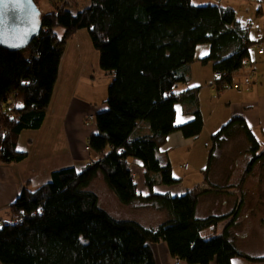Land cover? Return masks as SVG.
<instances>
[{
	"label": "trees",
	"instance_id": "trees-1",
	"mask_svg": "<svg viewBox=\"0 0 264 264\" xmlns=\"http://www.w3.org/2000/svg\"><path fill=\"white\" fill-rule=\"evenodd\" d=\"M43 1L34 0L39 8ZM47 2L53 9L42 12L39 37L21 51L0 47V164L27 159L18 141L24 132L44 126L68 45L79 32L88 34L111 83L106 107L95 115L97 132L87 142L91 162L83 171L74 166L57 169L46 183L21 191L10 206L12 219L0 217V263L157 264L152 247L161 243L181 264H233L235 259L264 263V256L246 255L233 240L238 208L228 216H197L203 195L226 189L209 181L216 153L226 141L243 132L251 150L238 190L264 160V148L244 118L233 117L213 135L204 170L209 185L181 195L157 191L181 182L161 153L168 137L180 131L197 138L204 129L198 89L178 91L190 83L192 65L213 63L214 84L222 92L234 89V77L251 59L255 43L236 12L220 5L196 6L192 0ZM200 45L210 47L203 59L196 57ZM189 100L192 119L179 126L177 106ZM144 122L149 123L148 133L141 132ZM134 165L142 170L147 194L135 183ZM98 175L122 204L152 205L170 219L148 229L113 218L90 190ZM227 219L231 222L217 236L219 223ZM207 230L212 233L206 235Z\"/></svg>",
	"mask_w": 264,
	"mask_h": 264
},
{
	"label": "rangeland",
	"instance_id": "rangeland-1",
	"mask_svg": "<svg viewBox=\"0 0 264 264\" xmlns=\"http://www.w3.org/2000/svg\"><path fill=\"white\" fill-rule=\"evenodd\" d=\"M192 3L196 6H205L209 4L220 5L222 7L232 8L236 12L237 21L240 23L241 27L249 33V38H251V41L255 44L251 49L250 61L247 63L244 70L239 72L238 76L234 77V82H243L244 79L248 77L252 83H256L253 85V88L262 87V91L264 93V54L259 53V50H263L264 53V0H192ZM40 8L42 12H50L53 9V7L49 4V2H47V0H44L42 2ZM58 32L60 35H63L64 33L63 29L61 28L58 30ZM77 36H75V38L73 39L74 41H70L68 45L69 58H71V63H67L68 72H75L82 65V62L79 58H76L74 60L73 55L72 57H70V54L73 52H77L80 53L79 55H81V52L87 50V48H82L81 46H78L75 49V44L77 43L74 42L79 41ZM80 41L83 43L82 40ZM209 52L210 47L208 45H200L198 46L197 57L205 58L209 54ZM87 53H89L90 56L92 55V52L90 51ZM196 68H198V70L196 71L197 76L202 74L203 77H205L204 79H206L208 75H213L212 64H198ZM84 69L86 70V68ZM110 83L111 78L106 74L104 70L100 68L99 65L97 66L93 62L89 68V72H87L86 74H82L78 81H76L73 98L81 102L84 106H90L91 111L82 110L81 114H78L75 117L73 112H71V102L68 108L70 113L68 112V116L60 122V127L63 128V130L61 131L63 134V138H65L66 136V139L59 143L60 139H62V134H54L55 138H51L52 140L49 141L47 149L60 152L62 151V149H64L63 144L66 143L67 151L65 152V155L67 153L66 157H68V150H70L71 152V150H73L72 145H74L75 136L72 134L75 132H79V139L82 140V145L80 148H78L80 149L79 153L82 158L86 159L82 160L81 162H74L73 159L71 160L69 157L68 161L65 158L67 162L65 163L66 166L64 167L74 166L79 171H83L91 162V154L87 146L88 140L86 139H89L91 134H95L93 132L95 129H92V125L95 124L96 113L106 107V104L104 103L108 98V87ZM186 86L187 84H182L179 86L178 89L180 90ZM191 87L194 86H189L188 88ZM212 88L213 85L209 84L207 88L203 91V93H200V99L204 107V115L206 120V127L204 128L203 132L197 138H188L189 141L188 143H185L184 146H171L170 150L164 152L166 153L172 165L174 177L181 181L179 183L180 185L189 189H193L200 184L202 186L209 185V183L206 182L204 170L208 165V156L212 147V137L213 135L217 134L223 126L229 123V120H225L226 117L224 113L228 114L231 111L228 110L229 102L231 101L233 96L238 95L236 90L232 89L229 90V94L226 98L219 100L217 94L215 93V91H213ZM213 97H216L217 99H213ZM190 102V100L187 101L185 103V107H189ZM17 103V105L22 106L20 102ZM73 108L74 107H72V111ZM71 116L75 117L74 122H72L70 118ZM70 124H72L71 127ZM143 124L147 126L150 130L148 122H144ZM218 124L220 125L219 128ZM71 129L73 130L72 133ZM251 131L254 133L259 143L261 144V150H263L264 136L261 134L260 129L258 127H254V129L251 128ZM31 132L34 131L24 132L22 138L20 139L21 147L22 144L24 146L26 145L25 148H21L20 150L27 152L28 156L32 158L31 161H29L30 167L33 166V161L38 156L37 151L32 148V144H30L36 136ZM29 136V140L31 139V141L27 142V138L25 137ZM22 141L24 143H22ZM221 150H224V152H222ZM261 150L259 152H261ZM48 158L52 160L48 162V164L50 166H53L56 156H54L52 153L50 154V157H45V160L40 157L39 163L43 161L45 163ZM218 160L220 163H229L234 167V169H237V165L242 164L245 161L249 163V161L251 160V150L249 148V142L243 132L239 131L232 139L226 141L223 144L222 149H220L216 153V162H218ZM72 161L74 163H72ZM26 164L27 163H24L18 168H26ZM138 168L139 167L134 165L133 169L135 181L138 180L136 178H138L140 175L139 173H137ZM251 175V178L254 179V183L250 188H247V191H244V188L243 190H238L236 188L240 196L259 197L257 200L251 203V206L254 207V209L251 210L253 211V219L256 218L258 220V226L257 228L253 227L252 243L246 242L245 244V242L243 241L242 247L245 251H247L248 255H250L251 257L260 258L264 256V240L262 239L264 237V160L260 161L254 167L252 173L249 176ZM249 176L247 178H249ZM139 179L143 180L142 174ZM30 185L31 186L27 185V187L31 189L36 188L33 186L32 182ZM142 185V188L140 187L139 190L145 191V194H147V190L144 187V181ZM158 189L165 191L170 190L169 186H161ZM90 190L98 196L100 207L117 220L135 221L148 229H156L158 226L167 222L170 219V216L166 211L161 210L152 205H143L139 202L131 205L122 204L114 195V193L109 189L102 175H98V177L91 183ZM212 208V206L208 207V209L210 210ZM0 217L3 218L4 221H9L10 219H12L13 215L10 208L0 212ZM230 219L224 220L219 223V232L216 234L217 236L223 234L224 229L231 222ZM242 262L245 261L243 260ZM174 264H176L175 261Z\"/></svg>",
	"mask_w": 264,
	"mask_h": 264
},
{
	"label": "crops",
	"instance_id": "crops-1",
	"mask_svg": "<svg viewBox=\"0 0 264 264\" xmlns=\"http://www.w3.org/2000/svg\"><path fill=\"white\" fill-rule=\"evenodd\" d=\"M77 37L79 41L74 42V43H77L75 44V47L81 46L82 48L86 47V48H90V50L92 49L91 50L92 53H94L96 56V61L94 63L98 66L99 65V55L93 48L88 34L82 31L78 33ZM80 40H82L83 43ZM67 52L68 54L66 53L64 60L62 62V65H61L59 80L55 87L52 104L48 111V115L44 123V126L39 131L31 132L36 135L33 141H31V139L29 140L30 136L25 137L27 138V142L31 141L30 144H32V148H34L37 151L38 156L36 159H34L33 166L30 167V164H29V161H31L32 159L30 158V156H28L27 159H25L21 163L0 164V212L10 208L11 204L17 199V197L21 193L22 189L27 185L31 186L30 185L31 182L34 187H38L46 183L50 179L52 171L66 166L65 163L69 160L68 157L71 160L73 159L74 162L75 161L81 162L82 160L86 159V158L85 159L82 158L79 153L80 149L78 148H80L82 145V140L79 139V136H78L79 132H75L72 134L75 136L74 145H72L73 150H71V152L70 150H68L69 152L68 157H66L67 153L65 155V152L67 151L66 143L63 144L64 149H62V151L60 152L47 149L49 141L52 140L51 138L53 139L55 138L54 134H59V135L62 134L61 131L63 130V128L60 127V122L68 116V112H69L68 108L71 102H72L71 112H73L75 117L76 115L81 114L82 110L91 111L90 106H84L81 102L73 98L74 87H75L76 81H78V79L80 78L82 74H86L87 72H89V69H87L86 67V70H87L86 71L84 69L85 63H83L81 65V67L83 66L82 67L83 69L81 68L82 70L79 68L80 71H76L75 73L68 72L67 71V58H69V50H67ZM82 53L83 52H81V55ZM196 57H197V51H196ZM197 58L203 59L199 57ZM198 64H202V63L198 61L192 65V79L190 83L186 87H183L182 89L180 90L178 89V90L180 92H185L186 90H189V89H198L199 105H200V109L203 115L204 128H205L206 120H205V115H204V107L200 99V96L203 93V91L207 88L209 84L213 85V88H212L213 91H215L219 100L220 99L222 100L227 97V95L229 94V90H232V89L219 92L214 84L215 78H214L213 70H212L213 75L212 76L208 75L206 79H204L205 77H203L202 74L197 76L196 71L198 70V68L196 67ZM211 64L213 67V63ZM211 64L209 63L207 65H211ZM87 66L89 67V64ZM72 81L74 82V84ZM254 84L256 83L253 82L251 88L248 91H243V92L236 91L238 95L233 96L228 105L229 106L228 110H231V111L228 114L224 113V115L226 117L225 120H229V122L232 120L233 117L244 118L250 129L251 128L254 129V127H258L261 131V134L264 136V93L262 91L263 89L262 87L253 88ZM189 86H194V87L188 88ZM215 98L216 97H213V99ZM72 107H74L73 111H72ZM72 116L70 118L72 122H74L75 117H72ZM191 119H192V116L189 114V108L183 105H178L177 106V124L179 126L184 125L188 123L189 121H191ZM92 126H93L92 129L93 128L95 129L93 132L96 133L97 132L96 125L94 124ZM142 126L144 125L142 124ZM219 126L220 125L218 124V128ZM70 127H71V124H70ZM144 128L145 129H141V132L148 133L149 129H147L146 126H144ZM22 136L20 137V139L22 138ZM20 139L18 141L19 149L25 148L26 145L24 146L23 144L21 147ZM65 139H66V136L65 138H63V134H62V139H60L59 143H61V141ZM188 141H189L188 138H186L182 134V132L177 131L168 137L166 143L161 148V153L166 154L164 152H166L167 150H170L171 146H176V147L184 146V144L188 143ZM22 143L24 142L22 141ZM221 151L224 152V150H221ZM51 153L54 156H56L53 166H50L48 164V162L52 161L50 158H48L45 163L44 161L39 163L40 157L43 160H45V157H50ZM65 158L67 161L65 160ZM73 161L72 163H74ZM218 162L213 164L212 170L209 175V181L211 185L223 187L226 189L222 193H219V194L203 195L200 198V201L198 204L197 216L199 218H206V217L214 216V215L215 216H228L236 208H238L239 217L237 221L235 222V226L231 228V233H232L233 240L235 241V244L237 245V247L242 252L244 251L246 254L247 251H245L244 248L242 247V243L243 241L245 242V244L246 242L252 243L253 227L257 228L258 226V223H257L258 220L256 218L253 219V211L251 210L254 209V207L251 206V203L257 200L259 197L258 196L257 197L256 196L254 197L253 196L252 197L240 196L235 188L236 186L240 184L243 178V175L248 165L247 161H245L242 164L237 165V169H234V167L230 165L229 163H226V162L218 163ZM24 163H27L26 168H18ZM137 171L136 172L139 173L140 175L138 178H136L138 180L135 181V183L139 186V188L140 187L142 188L143 180L139 179L142 174V170L138 168ZM251 177L252 175L246 179L245 184L243 186L244 191L245 190L247 191V188H250L252 184L254 183V179ZM169 188L170 190L168 191H171L175 195L184 194L186 190L189 189V188L183 187L180 184L173 186V187H169ZM157 191L167 192L161 189H157ZM142 192L145 193V191H142ZM209 206L210 207L212 206L213 208L210 210L208 209ZM218 232H219V229L217 228V233ZM210 233H212V230H207L205 232L206 235ZM262 239L264 240V237ZM152 249H153L157 264H174L175 260L170 255L168 247L165 243L155 245L152 247ZM246 255H248V253ZM242 261L243 260L235 259L233 261V264H264V263H250L246 260H244L245 262H242ZM182 264H185V263H182ZM211 264H216V263L213 262Z\"/></svg>",
	"mask_w": 264,
	"mask_h": 264
},
{
	"label": "water",
	"instance_id": "water-1",
	"mask_svg": "<svg viewBox=\"0 0 264 264\" xmlns=\"http://www.w3.org/2000/svg\"><path fill=\"white\" fill-rule=\"evenodd\" d=\"M42 29V11L34 0H0L1 48L10 52L24 50Z\"/></svg>",
	"mask_w": 264,
	"mask_h": 264
},
{
	"label": "bare ground",
	"instance_id": "bare-ground-1",
	"mask_svg": "<svg viewBox=\"0 0 264 264\" xmlns=\"http://www.w3.org/2000/svg\"><path fill=\"white\" fill-rule=\"evenodd\" d=\"M77 47H75V49H76ZM86 48V47H85ZM92 52L91 50H90V48H87V50H84L83 51V53H82V55H79L77 52H73V53H71L70 54V57H72V55H73V57H74V60L77 58H79L80 59V61L82 62V64L83 63H85V65H84V68H86L87 67V69H89V67H90V64H92V62L94 63L95 61H96V56H95V54L94 53H92V55L90 56V54L89 53H87V52ZM68 62H70L71 63V60H70V58H67V63ZM89 64V67L87 66ZM80 69H81V66H80ZM79 70V69H78ZM77 70V71H78ZM80 71V70H79ZM76 72V71H75ZM74 72V73H75ZM71 126H72V124H71ZM73 132V130L71 129V133Z\"/></svg>",
	"mask_w": 264,
	"mask_h": 264
},
{
	"label": "built area",
	"instance_id": "built-area-1",
	"mask_svg": "<svg viewBox=\"0 0 264 264\" xmlns=\"http://www.w3.org/2000/svg\"><path fill=\"white\" fill-rule=\"evenodd\" d=\"M260 54H263V50H259ZM217 77H220V74H217ZM252 82L249 78H245L243 82H236L234 84V90L243 92V91H248L251 88ZM187 167V166H186ZM176 264H181L180 260H175Z\"/></svg>",
	"mask_w": 264,
	"mask_h": 264
}]
</instances>
